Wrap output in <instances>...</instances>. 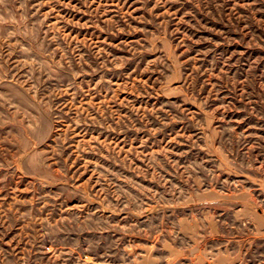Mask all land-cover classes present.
Returning <instances> with one entry per match:
<instances>
[{
  "label": "rangeland",
  "instance_id": "rangeland-1",
  "mask_svg": "<svg viewBox=\"0 0 264 264\" xmlns=\"http://www.w3.org/2000/svg\"><path fill=\"white\" fill-rule=\"evenodd\" d=\"M0 264H264V0H0Z\"/></svg>",
  "mask_w": 264,
  "mask_h": 264
}]
</instances>
